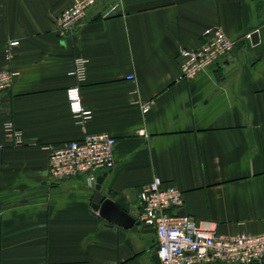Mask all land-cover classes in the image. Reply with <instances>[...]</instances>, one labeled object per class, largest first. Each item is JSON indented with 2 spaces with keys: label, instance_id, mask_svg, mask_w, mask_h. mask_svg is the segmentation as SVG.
<instances>
[{
  "label": "crops",
  "instance_id": "crops-1",
  "mask_svg": "<svg viewBox=\"0 0 264 264\" xmlns=\"http://www.w3.org/2000/svg\"><path fill=\"white\" fill-rule=\"evenodd\" d=\"M71 5L0 0V72L15 74L0 101V264H156L157 233L140 221L139 198L155 176L183 193L178 214L223 236L263 234L264 0H99L61 38L56 19ZM217 27L233 52L182 79L180 50L198 49ZM76 58L88 61L85 127L66 94ZM8 122L23 146L7 138ZM100 133L117 142L101 192L130 226L95 214L84 178L49 179L48 148Z\"/></svg>",
  "mask_w": 264,
  "mask_h": 264
},
{
  "label": "built area",
  "instance_id": "built-area-1",
  "mask_svg": "<svg viewBox=\"0 0 264 264\" xmlns=\"http://www.w3.org/2000/svg\"><path fill=\"white\" fill-rule=\"evenodd\" d=\"M99 0H72V5L56 19L57 34L61 38L71 35L76 25ZM205 40L198 49H181V78L191 80L202 74L207 67L227 58L234 50L235 43L220 27L208 30ZM251 39V35L247 36ZM19 42H12L11 47ZM7 58L11 55L7 52ZM88 61L76 58L72 76L75 83L67 90V101L72 116L78 125L85 127L92 118L82 99V85L87 77ZM15 74L0 72V101L14 84ZM133 80L134 77H129ZM149 107L144 109L147 112ZM4 131L13 146L24 145L23 132L8 122ZM116 139L106 133L86 134L79 141H69L58 147L48 148L49 179L60 183L78 177L85 179L90 190L95 191L97 181L105 172L116 166ZM142 205L140 221L154 227L158 239L157 254L160 264H262L264 263V233L252 235L240 233L234 236L219 235L216 224L198 221L177 210L183 206V193L176 187L155 176L143 186L139 194ZM99 215L98 212H95Z\"/></svg>",
  "mask_w": 264,
  "mask_h": 264
},
{
  "label": "water",
  "instance_id": "water-1",
  "mask_svg": "<svg viewBox=\"0 0 264 264\" xmlns=\"http://www.w3.org/2000/svg\"><path fill=\"white\" fill-rule=\"evenodd\" d=\"M251 40L254 45L260 42L259 32H255L251 36ZM104 177H100L97 181L96 193L93 199V208L99 215L113 223L130 226L132 221L128 218L125 212H123L117 205H115L110 199H108L101 192V186L103 184ZM156 264H160L158 254L154 255ZM264 264V263H262Z\"/></svg>",
  "mask_w": 264,
  "mask_h": 264
},
{
  "label": "rangeland",
  "instance_id": "rangeland-1",
  "mask_svg": "<svg viewBox=\"0 0 264 264\" xmlns=\"http://www.w3.org/2000/svg\"><path fill=\"white\" fill-rule=\"evenodd\" d=\"M232 41H233V40H232ZM233 42H234V41H233ZM234 43H235V42H234ZM235 46H236V43H235ZM210 67H211V66H210ZM210 67H207L203 73H205ZM146 107H149V108H150V105H146V106H144L143 109H145Z\"/></svg>",
  "mask_w": 264,
  "mask_h": 264
}]
</instances>
